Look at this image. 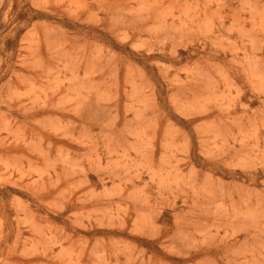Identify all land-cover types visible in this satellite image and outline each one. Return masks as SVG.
I'll return each mask as SVG.
<instances>
[{"label": "rangeland", "instance_id": "rangeland-1", "mask_svg": "<svg viewBox=\"0 0 264 264\" xmlns=\"http://www.w3.org/2000/svg\"><path fill=\"white\" fill-rule=\"evenodd\" d=\"M0 264H264V0H0Z\"/></svg>", "mask_w": 264, "mask_h": 264}]
</instances>
